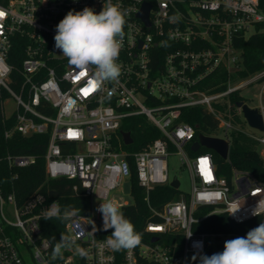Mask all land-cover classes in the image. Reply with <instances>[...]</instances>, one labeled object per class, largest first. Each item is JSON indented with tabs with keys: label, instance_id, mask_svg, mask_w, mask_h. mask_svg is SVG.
Listing matches in <instances>:
<instances>
[{
	"label": "built area",
	"instance_id": "1",
	"mask_svg": "<svg viewBox=\"0 0 264 264\" xmlns=\"http://www.w3.org/2000/svg\"><path fill=\"white\" fill-rule=\"evenodd\" d=\"M108 2L0 0V109L10 123L4 135L48 134L44 153L47 178L76 180L91 199L89 215L77 213L73 222L66 223L67 233L88 252L84 264H137L139 258L156 264H188L191 256L214 250L208 238L232 237L195 233L193 225L203 219L195 215L197 209L213 206L211 213L225 212L237 223L264 213V183L238 171L231 181L218 175L212 153H200L204 146L192 150L198 141L195 126L181 121L184 109L203 106L218 122L212 137L230 144L231 132L240 131L264 145V135L241 126L242 108L230 99L231 94L261 83L259 104L254 107L247 99L242 102L258 108L264 119V69L246 78H229L223 91L203 86L219 68L234 73L241 67L235 40L242 34L249 36L256 24L264 25V9L260 0H110L126 13L117 61L121 75L118 82L93 89L92 72L70 65L55 48L54 36L70 10L90 7L99 13ZM145 2L151 6L150 25L138 16ZM177 12L180 18L173 22L171 17ZM17 44L19 49H15ZM85 88L92 90L85 94ZM136 116H144L161 136L143 150L132 152L124 148L133 142L125 143L122 126L127 118ZM186 149L196 155L190 158ZM171 153L188 167L192 189L159 209L151 204V191L171 186L178 179L169 177ZM37 160L34 154L3 152L0 147V264H78L75 251L64 258L62 250V256L53 259L52 242L43 236L40 222L45 210L54 201L59 205L57 196L51 194L54 190L39 188L19 200L14 182L11 190L4 184L6 178H18L19 170ZM205 160L210 179L201 164ZM134 172L145 189L151 218L160 221L147 222L146 231L152 234L149 242L141 240L134 248L114 251L98 233L101 230L110 236L113 230H103L101 213L96 211L99 205L94 201H107L126 178L132 180ZM73 188L77 190V184ZM130 204L125 202L121 208ZM256 208L258 215L253 214ZM93 225L97 229L94 236ZM178 231L184 234L179 255L153 241L160 233Z\"/></svg>",
	"mask_w": 264,
	"mask_h": 264
},
{
	"label": "trees",
	"instance_id": "2",
	"mask_svg": "<svg viewBox=\"0 0 264 264\" xmlns=\"http://www.w3.org/2000/svg\"><path fill=\"white\" fill-rule=\"evenodd\" d=\"M260 6L264 9V0H260ZM264 25L259 23L255 26V32L249 36L241 35L235 40V46L241 51V67L234 73H229L224 68H219L209 75L203 82V86L211 88L213 92L223 91L227 87L229 78L232 80L246 78L262 69H264V32L260 30ZM19 49L17 44L15 49ZM19 67V62L16 64ZM232 103L246 101L238 92L230 95ZM181 121L192 124L196 128V139L200 134L205 136H215L217 134V120L209 114L203 106L186 108L182 111ZM10 123L4 118L0 109V147L3 152L16 154H34L38 157L35 165L19 170V176L16 179L6 178L4 184L11 190V184L14 182L19 200L25 199L29 194L41 188L48 192L54 190L58 192L56 199L61 208L68 205L76 209L77 213L89 215L91 213V199L86 196L84 188L78 181H71L66 178L49 179L45 172V147L49 140L48 134H34L26 137L15 133L12 137L6 138L4 133L9 128ZM122 130L130 132L133 137L132 145H125L128 151H141L147 144L161 136L160 131L153 126L144 116L127 118L122 126ZM260 145L257 140L249 135L233 131L230 135V151L228 158L221 157L212 149L202 147L200 153L210 152L217 165V173L232 180L234 171L247 173L253 176L257 181L264 183V157L260 153ZM191 155H196L190 151ZM77 184V190L74 185ZM131 194L133 203L123 206L121 211L135 226V231L141 235V240L149 242L151 233L146 231V224L149 220L160 221L159 217L151 218V211L145 200V189L139 186L137 174H133L131 180ZM180 191L170 185L157 186L151 191L150 199L154 207L161 208L166 202L179 200ZM213 206H202L195 212L198 218H203L200 222L193 225L195 233H223L230 234L234 239L246 236L247 232L264 223V213L248 221L237 223L230 219L227 213H211ZM43 236L47 237L54 247L55 241L61 239V233L69 235L66 230V223L58 219L45 220L41 222ZM101 236H109L104 231L98 232ZM53 237L55 240H53ZM159 243L169 247L174 255H179L183 251L184 234L181 231L158 234ZM84 248L82 243H77ZM75 248V247H73ZM64 249V258L71 254V249ZM78 264H84V258L79 256ZM137 264H156L143 258L138 259ZM199 264V263H197Z\"/></svg>",
	"mask_w": 264,
	"mask_h": 264
},
{
	"label": "clouds",
	"instance_id": "3",
	"mask_svg": "<svg viewBox=\"0 0 264 264\" xmlns=\"http://www.w3.org/2000/svg\"><path fill=\"white\" fill-rule=\"evenodd\" d=\"M125 15L109 0L99 13L90 7L82 11L70 10L56 26L55 48L61 51L70 65L91 71L92 81L98 89L105 82L119 81L121 65L117 61L123 47ZM179 18L177 12L171 20L178 22ZM96 211L102 215L103 230H113L103 241L107 247L119 251L134 248L141 243V235L135 231L134 224L124 216L114 201H102ZM253 214L258 215L257 208ZM76 217V209L68 205L61 208L56 201L44 214L45 220L58 219L62 223L73 222ZM96 231L93 225L91 234L94 236ZM73 247L79 256L87 257V250L77 245L73 236L61 233V239L54 243L52 258L61 257L62 250ZM197 255L199 264H264V223L249 230L244 237L225 241L222 252L211 256Z\"/></svg>",
	"mask_w": 264,
	"mask_h": 264
},
{
	"label": "rangeland",
	"instance_id": "4",
	"mask_svg": "<svg viewBox=\"0 0 264 264\" xmlns=\"http://www.w3.org/2000/svg\"><path fill=\"white\" fill-rule=\"evenodd\" d=\"M261 32H264V28H262L260 30ZM253 32H255V27H253L250 30L249 34H252ZM261 88V83L257 82L251 85V87L248 88H244L242 89L239 94L247 99V103L250 106H257L259 104V99H258V94ZM10 106H12L14 108V102L12 101L10 103ZM241 126L248 132H251L257 136H263L264 132L257 130L255 128H252L248 122L244 119V117L242 118V124ZM188 148V147H186ZM260 153L261 155L264 157V145L260 146ZM189 153V150L186 149ZM190 155V158H193V155ZM168 163H169V177L170 178H174L177 177L180 181V187H179V191L180 193L183 194H190L191 193V189H192V181H191V175H190V171L188 169V167L186 165H182L181 164V160H180V156L175 154V153H171L169 158H168ZM108 200H112L115 203H117L119 205V208L121 210V206L125 203H133V197L131 194V181L126 178L123 183L116 189L112 190L110 193V197ZM100 204L99 201H94V205L97 207ZM102 217V215H101ZM208 240L210 241V243H212L214 250L216 253L218 252H222L223 248H224V243L227 240H231L230 238L227 237H223L220 238L219 240L216 238H208ZM71 251H75V248L71 249ZM196 256V259H193V257ZM199 263V256L198 255H193L190 257L189 259V263L188 264H197Z\"/></svg>",
	"mask_w": 264,
	"mask_h": 264
},
{
	"label": "water",
	"instance_id": "5",
	"mask_svg": "<svg viewBox=\"0 0 264 264\" xmlns=\"http://www.w3.org/2000/svg\"><path fill=\"white\" fill-rule=\"evenodd\" d=\"M150 4L145 2L143 5L142 10L139 13V17L147 24L150 25L149 22V12H150ZM237 106L242 108L243 114L245 119L247 120L248 124L257 130L263 131L264 130V119L262 114L259 112L258 108H251L246 103L240 101L237 103ZM126 144H131L133 142V138L130 132H122ZM200 146H204L208 149L214 150L223 158H228L229 151H230V144L227 140L219 137H212V136H205L200 134L198 136V141L194 143L192 146L193 151H198ZM180 185V181L178 179H174L171 182V186L177 189ZM52 195L57 196L58 192L52 191ZM154 242L159 241V237L156 236L153 239ZM214 253L212 248H209L207 255L211 256Z\"/></svg>",
	"mask_w": 264,
	"mask_h": 264
},
{
	"label": "snow or ice",
	"instance_id": "6",
	"mask_svg": "<svg viewBox=\"0 0 264 264\" xmlns=\"http://www.w3.org/2000/svg\"><path fill=\"white\" fill-rule=\"evenodd\" d=\"M0 15H2V13H0ZM90 83L92 84V88L94 89L95 88L94 82L92 81ZM91 90L92 89H89V88L83 89V91L85 92V94H87ZM201 164H202V166H204V171H205L206 175H208V178L210 179L211 178V175H210V172L207 169V161L206 160L205 161H201Z\"/></svg>",
	"mask_w": 264,
	"mask_h": 264
}]
</instances>
